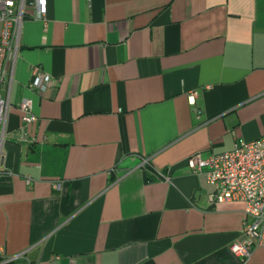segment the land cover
Returning a JSON list of instances; mask_svg holds the SVG:
<instances>
[{
  "label": "crops",
  "instance_id": "0c3cea01",
  "mask_svg": "<svg viewBox=\"0 0 264 264\" xmlns=\"http://www.w3.org/2000/svg\"><path fill=\"white\" fill-rule=\"evenodd\" d=\"M33 2L8 64L0 262L264 264V246L229 250L243 204L209 205L186 166L264 133V0ZM35 69L56 82L43 96ZM24 97L32 143L13 135Z\"/></svg>",
  "mask_w": 264,
  "mask_h": 264
},
{
  "label": "built area",
  "instance_id": "2783aa9c",
  "mask_svg": "<svg viewBox=\"0 0 264 264\" xmlns=\"http://www.w3.org/2000/svg\"><path fill=\"white\" fill-rule=\"evenodd\" d=\"M27 0H0V172L12 174L3 168L7 139V122L11 108L9 100L12 83L11 66L18 53V38L25 16ZM47 0H34L36 17L42 18ZM56 82L52 76L39 70H33L28 88L37 95L43 96L48 88ZM194 94L191 95L192 103ZM33 99L24 97L17 103L21 112L20 122L13 134L17 141L32 143L35 141L29 133V127L37 119L33 110ZM196 115L200 114L196 110ZM143 161L142 164H145ZM186 166L194 174L202 173L210 187L206 200L209 205L224 202H240L244 206V220L241 235L230 244L229 250L246 262L253 251L264 246V133L254 140L238 139L233 148L220 153H211L203 157L195 153L186 159ZM158 178H168L161 172H156ZM30 179L25 182L29 185ZM53 187L60 188L58 181ZM1 254V250H0ZM8 257L0 264L15 259Z\"/></svg>",
  "mask_w": 264,
  "mask_h": 264
}]
</instances>
